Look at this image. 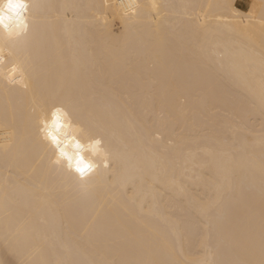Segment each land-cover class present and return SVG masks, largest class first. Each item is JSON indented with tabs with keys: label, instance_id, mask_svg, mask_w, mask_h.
Here are the masks:
<instances>
[{
	"label": "bare ground",
	"instance_id": "1",
	"mask_svg": "<svg viewBox=\"0 0 264 264\" xmlns=\"http://www.w3.org/2000/svg\"><path fill=\"white\" fill-rule=\"evenodd\" d=\"M31 3L0 45V264H264V0ZM55 103L110 154L83 186L38 136Z\"/></svg>",
	"mask_w": 264,
	"mask_h": 264
},
{
	"label": "clouds",
	"instance_id": "2",
	"mask_svg": "<svg viewBox=\"0 0 264 264\" xmlns=\"http://www.w3.org/2000/svg\"><path fill=\"white\" fill-rule=\"evenodd\" d=\"M19 3L13 9L11 5ZM127 14H135L137 0H124ZM31 0H0V45L3 42L20 41L31 28ZM11 52L0 46V64ZM20 70L18 65L10 69L4 78L12 83L11 73ZM37 133L52 153L51 165L73 175L83 186L103 167H110V154L102 136H93L80 124L63 104L55 103L40 111L37 116Z\"/></svg>",
	"mask_w": 264,
	"mask_h": 264
},
{
	"label": "snow or ice",
	"instance_id": "3",
	"mask_svg": "<svg viewBox=\"0 0 264 264\" xmlns=\"http://www.w3.org/2000/svg\"><path fill=\"white\" fill-rule=\"evenodd\" d=\"M11 7H12L13 9L19 7V3H18V2H14V3L11 5Z\"/></svg>",
	"mask_w": 264,
	"mask_h": 264
},
{
	"label": "built area",
	"instance_id": "4",
	"mask_svg": "<svg viewBox=\"0 0 264 264\" xmlns=\"http://www.w3.org/2000/svg\"><path fill=\"white\" fill-rule=\"evenodd\" d=\"M124 1V0H123Z\"/></svg>",
	"mask_w": 264,
	"mask_h": 264
}]
</instances>
